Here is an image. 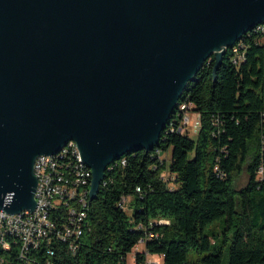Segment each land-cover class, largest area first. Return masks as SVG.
Instances as JSON below:
<instances>
[{"label": "water", "instance_id": "1", "mask_svg": "<svg viewBox=\"0 0 264 264\" xmlns=\"http://www.w3.org/2000/svg\"><path fill=\"white\" fill-rule=\"evenodd\" d=\"M264 21V0H0V208L37 206L35 158L69 140L92 169L151 151L210 56Z\"/></svg>", "mask_w": 264, "mask_h": 264}, {"label": "trees", "instance_id": "2", "mask_svg": "<svg viewBox=\"0 0 264 264\" xmlns=\"http://www.w3.org/2000/svg\"><path fill=\"white\" fill-rule=\"evenodd\" d=\"M262 26L256 25L228 49L216 71L214 58L209 65L205 62L187 83L154 149L125 154L108 166L115 164L90 202L79 250L71 254L66 244H57L56 264H131L128 256L146 231L158 234L145 238V248L162 255V264H222L225 252L228 264H264V177L258 178L264 165V49L249 39L247 61L239 67L230 61L231 51ZM188 101L201 115L195 137L170 130L182 119L178 107L188 106ZM67 148L73 149L71 144ZM170 149L167 162L163 155ZM166 171L169 181L163 178ZM243 171L248 181L237 188ZM122 196L130 197L128 211L118 206ZM221 218L225 230H233L230 242L228 234L219 243L213 241L216 234L206 233ZM159 220L168 223L150 227ZM191 250L201 256L189 260ZM145 255L138 253L132 264H143ZM31 259L10 261L43 264L45 256L34 250Z\"/></svg>", "mask_w": 264, "mask_h": 264}, {"label": "built area", "instance_id": "3", "mask_svg": "<svg viewBox=\"0 0 264 264\" xmlns=\"http://www.w3.org/2000/svg\"><path fill=\"white\" fill-rule=\"evenodd\" d=\"M249 39H253L264 49V29L256 30L253 38L244 37V45L231 51L230 61L235 67L247 61ZM213 58L215 59L213 55L210 56V60L205 61L206 64H211ZM190 125L197 133L201 125V115L195 110L194 103L188 101V106L182 110L181 121L170 130L188 133ZM157 154L161 158L160 150ZM121 162L125 164V161ZM114 166L106 171H111ZM33 172L38 182L34 194L37 206L33 211L22 209L16 213H8L0 208V264H12L10 258L34 261L31 259L32 251L39 249L45 256L43 264H56L54 258L57 256V244H66L71 254H76L81 246V239L88 225L92 177L83 169L80 150L67 148L57 156L40 154L34 160ZM263 177L264 165H261L258 178L262 180ZM163 178L169 181L167 171ZM102 182L107 183L105 175ZM170 186L172 188L173 183H170ZM137 191L140 192L141 188L138 187ZM129 200L130 197L122 196L118 206L128 211ZM167 223V220H159L149 224L152 228L155 224ZM138 227L147 229L141 224ZM146 233L133 248L134 262L137 254L145 251L143 264H162V255L150 254L145 248V238H154L158 234L152 231ZM14 249L16 251L12 254Z\"/></svg>", "mask_w": 264, "mask_h": 264}, {"label": "rangeland", "instance_id": "4", "mask_svg": "<svg viewBox=\"0 0 264 264\" xmlns=\"http://www.w3.org/2000/svg\"><path fill=\"white\" fill-rule=\"evenodd\" d=\"M188 133L191 137H195L197 134L196 130L191 125H190V130L188 131ZM163 157L167 160V162H170L171 161V149L167 153H165V155H163ZM247 181H248V174L246 171H243L240 174V176L237 178V181H236L237 188H241V187L245 186ZM226 227H227V224L225 223L224 218H221V219L215 221L213 224H211L206 229V233L207 234H216L217 235L216 239H213V241L217 240L219 243L225 242V240H226L225 234H228V239H227L228 241L227 242H230L232 239L233 230L232 231H230V229L225 230ZM200 256L201 255L198 254L196 251L191 250L189 252L188 258H189V260H196ZM128 262L131 264L134 262V254L133 253L129 254ZM222 264H228L227 252H225V254H224Z\"/></svg>", "mask_w": 264, "mask_h": 264}, {"label": "bare ground", "instance_id": "5", "mask_svg": "<svg viewBox=\"0 0 264 264\" xmlns=\"http://www.w3.org/2000/svg\"><path fill=\"white\" fill-rule=\"evenodd\" d=\"M262 23H264V21L263 22H260V23H258V24H256V25H259V24H262ZM255 25V26H256ZM254 26V27H255ZM253 27V28H254ZM252 28V29H253ZM252 29H250V30H252ZM262 29H264V26H262ZM250 30H248L247 32H249ZM246 32V33H247ZM246 33H244L237 41H235L231 46H229V47H225V52L228 50V49H230V48H232V47H234L236 44H237V42L238 41H240L242 38H243V36L246 34ZM235 49H237V48H235ZM210 58V57H209ZM209 58H207V60L209 59ZM178 106V105H177ZM185 107H187V105L186 104H182V105H180L178 108L180 109V111L182 112V110H184L185 109ZM178 111V110H177ZM173 116V115H172ZM169 122V121H168ZM168 124V123H167ZM68 144H71L72 145V147H73V149H79V147H78V144H77V142L75 141V140H69L58 152H56V153H53V154H49L48 156H57V155H59V154H61V151H63L64 150V147L66 146V145H68ZM119 160V159H118ZM115 161H117V160H115ZM115 161H113V162H115ZM111 164V163H110ZM109 164V165H110ZM108 165V166H109ZM108 166H107V168H108ZM83 168L85 169V171H86V174H88V176L89 177H92V169L86 164V162H83ZM106 168V169H107Z\"/></svg>", "mask_w": 264, "mask_h": 264}]
</instances>
